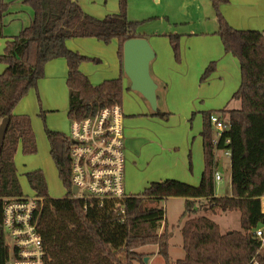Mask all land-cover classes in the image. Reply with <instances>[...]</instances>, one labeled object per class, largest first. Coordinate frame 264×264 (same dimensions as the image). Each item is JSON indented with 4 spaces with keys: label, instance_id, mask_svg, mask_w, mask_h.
I'll return each instance as SVG.
<instances>
[{
    "label": "trees",
    "instance_id": "trees-1",
    "mask_svg": "<svg viewBox=\"0 0 264 264\" xmlns=\"http://www.w3.org/2000/svg\"><path fill=\"white\" fill-rule=\"evenodd\" d=\"M219 22L218 33L226 52H232L239 60L238 28L226 20L221 4L229 0H211ZM35 12L31 25L24 27L6 42L0 62L7 68L0 73V121L7 116L10 125L0 153V195L18 196L23 193L15 164L16 153L21 147L25 154L37 151V137L32 120L26 114H14V110L26 93L38 85L45 76L46 64L63 57L69 65V118L85 119L97 114L106 104H121L124 81L121 77L108 78L95 85L81 70L84 61L91 58L67 47L71 38L95 37L110 42L117 38L119 59L123 63L124 41L144 36L139 33V22L127 16L128 0H120L121 14L98 19L85 12L77 0H26ZM9 3L0 0V38L4 36V17ZM175 58L181 55L180 34H168ZM215 61L206 69L205 79L214 69ZM233 96L240 99V87ZM204 112L202 136L205 150V170L200 183L195 186L182 180L165 179L152 182L143 192L134 193L124 202L125 221L112 209V203L101 206L95 200L70 198L72 189L71 139L57 130H46L50 154L63 183L70 190L65 197H52L47 188L45 173L41 169L26 173L33 190L42 196L39 201L36 225L44 243V264H136L145 263L142 251L147 244H159V254L169 264V231L158 232L165 219L166 208L158 204L169 196H183L186 203V219L181 227L184 239V258L177 264H245L244 211L242 176L241 107L221 110L228 113L227 128L218 136L211 115ZM218 114V112H217ZM219 114V115H220ZM224 114L220 115L224 119ZM218 138V142L214 140ZM230 139L227 143L226 140ZM231 151L232 195L217 196L215 174L219 170L218 150ZM143 196V197H142ZM144 197L156 204L148 206ZM204 200L205 210L216 212L239 210L242 229L223 233L217 221L207 215H198V202ZM194 215V216H193ZM4 208L0 200V264H7L10 246L6 242L3 226ZM139 256H141L139 259Z\"/></svg>",
    "mask_w": 264,
    "mask_h": 264
},
{
    "label": "crops",
    "instance_id": "crops-1",
    "mask_svg": "<svg viewBox=\"0 0 264 264\" xmlns=\"http://www.w3.org/2000/svg\"><path fill=\"white\" fill-rule=\"evenodd\" d=\"M231 5L230 0L228 3L221 4V12L230 25L238 28V9L235 5L230 7ZM9 14L13 16L9 10L5 16ZM199 14L200 12L197 11L196 15ZM159 18V24L164 29L151 32L145 29L139 30V33L148 36V40L156 52V57L151 61V75L158 83V109L154 110L143 95L130 87L132 81L124 70V64L122 65V74L123 72L125 74L119 76L124 81L123 96L126 93L128 95L126 98L129 99V104L124 102L123 98L121 103L126 152L125 187L130 191L135 190L134 192L144 190L152 182H161L169 178L180 179L197 186L205 170L204 139L201 132L204 125L203 113L216 111L215 113L220 114L221 110L241 107L240 99L233 96L240 87L239 60L232 52L225 50L224 43L218 33L219 22L216 12L208 16L200 15L193 25L190 21H186L187 16L166 17V20L162 16ZM165 21L171 29L166 26ZM209 21L210 24L206 25L205 23ZM181 25L186 27L183 28ZM170 33L180 34L181 55L178 61L168 36ZM68 42L69 40L67 44ZM214 61L216 64L212 72L204 80L201 79L206 69ZM46 65V76L59 78L60 81L66 83L69 65L65 58H54ZM3 66L5 71L7 65L3 63ZM81 70L85 73V66L81 65ZM112 78L118 77L113 76ZM90 80L95 85L104 82V80ZM52 84L57 87L62 86L55 82ZM222 114H224V120L229 119L228 113ZM218 156L220 157V155ZM219 171L221 172L220 169ZM222 180L223 175L220 181ZM216 185L217 196L232 195V185L231 189L224 188V192H222V185L219 183ZM138 189L141 190L138 191ZM170 198L185 202L183 196H169L163 201ZM164 207L166 208V206ZM218 224L220 226L219 222ZM165 231L170 232L169 239L171 240L174 229L168 222L167 211L165 219L158 229L160 234ZM142 251H146V248H143ZM182 252L183 256L176 260L184 258L186 253L184 239L181 243V254ZM154 254L155 251L149 254V263L154 260ZM171 260L175 259L171 257Z\"/></svg>",
    "mask_w": 264,
    "mask_h": 264
},
{
    "label": "rangeland",
    "instance_id": "rangeland-1",
    "mask_svg": "<svg viewBox=\"0 0 264 264\" xmlns=\"http://www.w3.org/2000/svg\"><path fill=\"white\" fill-rule=\"evenodd\" d=\"M6 1L10 4L8 10L12 12L13 16L11 14L5 16L4 36L0 39V53L5 50L4 48L8 39L19 34L24 27L31 25L35 14L26 0ZM78 1L84 11L98 19H104L107 15L122 13L119 5L120 0ZM230 4H232L230 7L235 5L238 9V0H230ZM126 10L130 20L139 22L138 30L145 29L148 32L164 29L159 24L160 16L164 20H166V17L175 18V16H187L186 21H190L191 25H193L194 21L200 18V15L205 14L208 16L215 12L211 0H128ZM197 11L200 12L199 15H196ZM165 24L168 26L166 21ZM205 24L209 25L210 21ZM168 27L171 29L170 26ZM181 27L185 28L186 26L181 25ZM145 37L148 39V36ZM67 46L75 51H79L83 55L91 57L87 61H84L82 65L85 66V74L93 81H103L113 76H124L125 72L122 74V64L119 59L120 45L117 38L112 39L108 43H104L95 37L71 38ZM3 67V63L0 62V73L4 71ZM44 80L47 82H43ZM52 82L62 86L57 87ZM126 96L128 95L125 93L123 96L124 102H128L127 104H129V99ZM68 98L69 87L67 82L64 83L59 78H51L45 75L39 80L37 87L31 88L19 100L14 110L15 115L26 114L29 116L32 120L35 137H37L36 153L25 154L20 147L16 153L15 164L23 193H32L34 191L28 182L26 173L37 169H41L45 173L50 196L54 198L65 197L70 192L60 178L59 171L50 154V144L48 136H46L47 129L61 131L69 136L73 119L67 115ZM217 153L220 155L219 169L223 175V180L216 183L223 186L222 192H224L223 190L225 189H231L232 185L230 183L232 171V167H230L231 159L226 154L225 149L218 150ZM141 189H138V191ZM127 191L129 193L144 194L141 193L144 190L140 192H134L135 190ZM144 200L150 207L156 205L146 197H144ZM206 204L204 200L198 202V211H201L198 213L207 215L211 219L218 221L220 223V231L225 233L234 229H242L239 210L234 209L227 212L216 210V212H210L204 209V205ZM159 205L160 207L166 206L168 222L170 223V227L174 229V235L169 242V256L171 255L172 259L175 260H170L169 264H177L178 260L176 259L183 256V252L181 254V243L183 239L180 229L187 217L186 203L182 200L179 201L170 198L166 201H160ZM144 248H146V251H142L143 248L137 249L138 251H142L143 258L155 251V256L153 255L154 260L147 264H168L165 257L156 254L159 253V244L150 243ZM140 257L139 259H141ZM135 262L136 264H142L138 260Z\"/></svg>",
    "mask_w": 264,
    "mask_h": 264
},
{
    "label": "built area",
    "instance_id": "built-area-1",
    "mask_svg": "<svg viewBox=\"0 0 264 264\" xmlns=\"http://www.w3.org/2000/svg\"><path fill=\"white\" fill-rule=\"evenodd\" d=\"M123 111L119 103L106 104L97 114L85 119L73 118L71 139L72 188L78 191L70 198L86 202L95 200L101 206L112 203V209L125 221L124 202L133 194L125 187V134ZM217 135L227 128L220 115H211ZM218 142V138L214 140ZM227 143L230 139L226 140ZM231 156V151L226 150ZM222 174L216 171L215 180ZM42 196L36 191L18 196H1L3 200L6 242L10 246L7 264H44V243L38 232L36 220Z\"/></svg>",
    "mask_w": 264,
    "mask_h": 264
},
{
    "label": "water",
    "instance_id": "water-1",
    "mask_svg": "<svg viewBox=\"0 0 264 264\" xmlns=\"http://www.w3.org/2000/svg\"><path fill=\"white\" fill-rule=\"evenodd\" d=\"M123 63L124 70L132 81L133 90L143 95L154 110L158 109L157 89L158 83L151 75V61L156 57V52L145 36L132 37L124 41ZM11 119L5 116L0 121V153L5 139L6 131ZM78 191L76 186L72 188ZM149 263V256L144 257Z\"/></svg>",
    "mask_w": 264,
    "mask_h": 264
}]
</instances>
